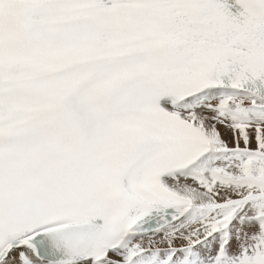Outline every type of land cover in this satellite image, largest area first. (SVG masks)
<instances>
[{"label":"snow or ice","instance_id":"snow-or-ice-1","mask_svg":"<svg viewBox=\"0 0 264 264\" xmlns=\"http://www.w3.org/2000/svg\"><path fill=\"white\" fill-rule=\"evenodd\" d=\"M0 264H264V0H0Z\"/></svg>","mask_w":264,"mask_h":264}]
</instances>
